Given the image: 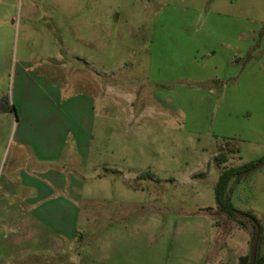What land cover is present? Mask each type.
I'll return each instance as SVG.
<instances>
[{"label":"rangeland","instance_id":"obj_1","mask_svg":"<svg viewBox=\"0 0 264 264\" xmlns=\"http://www.w3.org/2000/svg\"><path fill=\"white\" fill-rule=\"evenodd\" d=\"M152 38L165 42L163 64L184 80H147ZM221 38L229 44L216 57L207 49ZM228 57L231 77L219 81L215 67ZM21 59L42 85L86 90L91 101L88 156L65 171L83 186L74 189L72 238L57 219L62 246H95L119 225L129 226L119 244L169 246L168 264H241L251 255L254 223L220 212L214 185L224 169L264 155V0H16L0 37L8 100ZM0 130L13 129L0 121ZM227 189L236 211L258 220L263 253L264 164Z\"/></svg>","mask_w":264,"mask_h":264},{"label":"crops","instance_id":"obj_2","mask_svg":"<svg viewBox=\"0 0 264 264\" xmlns=\"http://www.w3.org/2000/svg\"><path fill=\"white\" fill-rule=\"evenodd\" d=\"M15 2L0 0V37L8 27ZM164 43L154 38L150 41L147 80L179 83L184 79L178 68H167L169 64H163L161 59L158 49ZM215 43L207 50L215 52L216 57L218 51L226 53L229 40L221 38ZM254 58L252 53L251 60ZM230 61L228 57L219 71L215 67L214 76L219 81L231 77V68L226 66ZM85 64L89 68L91 62L86 59ZM159 64L171 75L159 69ZM3 69L1 65L0 73ZM40 81L42 73L21 59L12 79L7 109L0 111V121H6L13 129L7 134L0 130L2 142L5 141L0 149V264H58L60 260L62 264H168L169 246L119 244L120 235L129 238V226L110 227L95 246H62L57 219L60 233L72 238L74 218H79L72 201L80 196L74 189L83 186L65 171L75 156H88L91 101L86 90L71 95L61 85H42ZM3 94L0 89V97ZM199 259L202 262L204 254Z\"/></svg>","mask_w":264,"mask_h":264},{"label":"trees","instance_id":"obj_3","mask_svg":"<svg viewBox=\"0 0 264 264\" xmlns=\"http://www.w3.org/2000/svg\"><path fill=\"white\" fill-rule=\"evenodd\" d=\"M7 103H8V97L6 95H2L0 97V111H4L5 109H7L5 107ZM216 160L220 163H224L227 161V157L225 154L220 153L218 156H216ZM263 164H264V155L255 162H249V163H245V164L238 165V166L228 167L224 169L223 171H221L214 185L215 206L220 212L226 214L229 217L238 215L228 195V189H227L228 184L231 179L233 178L238 179L242 174L260 165H263ZM243 216L245 217L250 216L254 221L248 217L247 218L252 223H254V225L255 224L259 225L258 220L255 218V216L251 212H244ZM259 242L260 240H258V245L256 247L254 260L252 261L251 255L241 256L239 259L241 264H264V251L263 253L260 252Z\"/></svg>","mask_w":264,"mask_h":264},{"label":"water","instance_id":"obj_4","mask_svg":"<svg viewBox=\"0 0 264 264\" xmlns=\"http://www.w3.org/2000/svg\"><path fill=\"white\" fill-rule=\"evenodd\" d=\"M238 214L240 215H243V213L241 212H238ZM248 218H250L251 220H253L250 216H247ZM254 221V220H253ZM255 227H256V231H255V235H254V238H253V244H252V250H251V257H252V261L254 260L255 258V252H256V247H257V241H258V237H259V231H260V227L258 224H255Z\"/></svg>","mask_w":264,"mask_h":264}]
</instances>
